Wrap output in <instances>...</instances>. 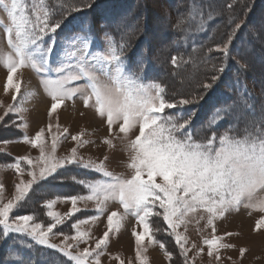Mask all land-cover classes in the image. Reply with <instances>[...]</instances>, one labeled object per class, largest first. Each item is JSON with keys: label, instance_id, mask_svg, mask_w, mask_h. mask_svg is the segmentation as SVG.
<instances>
[{"label": "snow or ice", "instance_id": "snow-or-ice-1", "mask_svg": "<svg viewBox=\"0 0 264 264\" xmlns=\"http://www.w3.org/2000/svg\"><path fill=\"white\" fill-rule=\"evenodd\" d=\"M237 2L243 6L244 15L254 6L251 0H233L229 9ZM101 8L97 0H0V26L6 35V46H0V64L7 70L4 91H13L14 102L0 116V126L28 127L26 102L36 92L30 87L22 91L23 81L17 77L21 69H32L51 98L47 128L39 129L34 137L23 134V142L38 149L39 156L24 155L14 158V163L0 165L14 169L19 176L11 198L5 199L0 184V248L4 250L0 264H102L110 233L119 232L128 216L135 217L142 226V231L133 233L139 264H147L144 256L147 249L142 246L146 238L164 250L171 264H177V258L182 264H195V257L189 253L197 245L192 243L189 247L188 236L179 231L182 225L190 223V217L202 213L197 223L206 219V226L215 232L214 222L241 206L264 213V103L258 112H248L252 105L245 99L244 86L237 79L240 92L235 100L213 104L210 120H200L198 115L204 107L201 101H205V95H214L222 83L220 77L226 70L230 46L245 21L230 18L231 30L215 48L207 49V53H221V63L211 62L206 54L204 64L206 67L210 64V68L197 81L198 88L177 97L169 94L161 83L143 82L144 58H128L126 44L118 45L112 39L111 29L119 33L123 21L109 24L106 12L101 15L99 28L93 21V13ZM85 9L92 12L86 16L73 14ZM260 26L264 28V20ZM97 33L108 38L106 52L89 50ZM123 39L121 35L120 40ZM52 57L59 63H50ZM181 60L173 56L170 63L180 67ZM246 67L243 63L239 65L240 71ZM76 99L106 121L110 133L115 132L104 144L115 147L114 139L123 143L130 160L127 164L130 175L108 171L107 156L97 162L81 155L79 149L90 143L84 138V131L73 135L67 127L61 129L58 123L51 122L66 101ZM241 122L243 127H238ZM46 132L51 134L50 146ZM69 136L76 147L67 155H58V145ZM72 166L101 172L111 179L89 182L88 178H79V185L87 194L66 197L71 202L67 214L53 211L57 200L47 199L43 207L50 219L46 223L39 222L35 213L24 214L34 186L43 191L42 182L62 177L60 170ZM25 174L30 179L25 180ZM72 179L75 182L77 177ZM79 202L85 205L94 202L91 220L76 217L77 213L89 211L78 207ZM113 202H118L122 210L110 211L107 230L95 240L94 246L89 244L92 233L82 230V226L95 223ZM73 217L75 221L67 223ZM62 225L74 230L75 235L65 234L64 228L54 231ZM255 228L256 231L264 228V217L256 222ZM157 233L174 238L178 252L169 251L157 239ZM57 235L63 236L60 243L53 242ZM221 240L222 237H214L204 241L210 249L208 256L217 262L221 259L220 249L232 247ZM81 244L88 246L81 249ZM34 246L43 251L37 255ZM203 251L200 248L197 254ZM240 251L243 256L247 249ZM113 259L125 264L118 256Z\"/></svg>", "mask_w": 264, "mask_h": 264}, {"label": "rangeland", "instance_id": "rangeland-1", "mask_svg": "<svg viewBox=\"0 0 264 264\" xmlns=\"http://www.w3.org/2000/svg\"><path fill=\"white\" fill-rule=\"evenodd\" d=\"M136 1V6L138 7V16L142 18L145 16L147 20L142 26L143 30H149V38L147 40V35L142 31L143 38L142 48L149 49V52L141 51L137 49L127 47L125 55L131 59H139L140 56L144 58L146 65V76L144 78L145 83L157 82L158 74L161 71L160 68V50H163L164 47H167L168 39L166 38V28L172 25L177 20L173 15V4L177 0H134ZM253 1V0H251ZM102 8L93 13V21L97 23V28H99V22L101 21V15L103 12L109 14L108 23L111 24L115 19H118L121 16V11L116 5H108L105 0H97ZM264 5V0H259L258 6ZM133 9V6L127 8L132 11V14L137 10ZM92 12V9H85L82 13H75L74 15H88ZM263 10L257 12L256 17L259 18L257 21L249 20V28L253 33L254 27L258 26L257 30L261 28V14ZM121 20V18H120ZM117 21V20H116ZM123 21V20H122ZM118 22H120L118 20ZM125 23V21H123ZM147 25V26H145ZM243 26L239 29L242 32ZM245 32V31H243ZM148 34V33H147ZM256 36V35H255ZM261 37V36H260ZM112 39L115 40L112 35ZM254 40V39H253ZM108 38L104 37L101 33L93 35L92 42L90 43V51H105L107 50ZM140 42V43H141ZM233 42V41H232ZM259 44H264V38L261 37L257 41ZM67 44V41L65 42ZM137 44V46L140 45ZM234 43L231 44L229 54L238 59V57L233 53ZM0 46H6V35L3 33L2 26H0ZM216 46V45H215ZM215 46L213 48H215ZM68 50L67 48L65 49ZM59 52V49H57ZM215 52V51H214ZM216 54L222 55L221 53L215 52ZM248 57L255 59L252 53L247 52ZM139 54V55H138ZM235 56V57H234ZM131 59L129 63H131ZM251 59V58H250ZM236 60V59H235ZM239 60V59H238ZM255 61V60H254ZM50 63L58 64L59 60L56 57L50 58ZM235 63V62H233ZM233 63H230L227 67L228 71ZM159 64V65H158ZM199 70L197 68L192 69L191 74L184 78L185 85H190L191 81L195 78ZM250 74H257L259 72L260 80L264 81L263 71L259 70L256 67L255 69L248 70ZM7 70L0 64V104L3 107H0V116L4 115L5 109L8 105L13 104L12 94L13 91L9 89L7 93L4 91L6 83ZM55 75V73H53ZM17 77L23 81L22 91L25 87H30L36 92V95L29 99L26 104L28 111L25 114L28 127L23 129L17 127L16 129H5L0 126V153L6 155L5 163H0V165H8L14 163V158L20 156L29 155L32 158L39 156V150L33 148L31 145L25 144L23 142V134L26 132L30 137H34L35 133L41 128H47L49 123L48 112L51 106V98L43 91V86L39 83L40 78L34 73L30 68L21 69L17 73ZM17 77H14V82ZM244 86L243 93L248 97L250 101H255L260 99L259 107H256L255 112H258L262 103H264V90L260 91L259 83L255 78H249L244 76L240 79ZM193 84V83H192ZM191 84V85H192ZM194 86V84L192 85ZM233 84L228 82V87L232 88ZM260 93H259V91ZM19 100V97L17 98ZM219 100L215 95L209 97L206 102L203 103L204 107L198 113L200 120H210L214 109L212 105ZM167 111V110H166ZM175 111V110H173ZM10 117H5L9 119ZM19 120V116L16 117ZM51 122L53 124H59L61 129L67 127L69 132L73 135L84 131L85 139L89 140L90 143L83 146L79 149V153L86 158H92L97 162H100L104 159L105 156L109 158L107 162V170L115 174L130 175V169H128L127 164L130 162L128 153L124 148L123 143L119 139H114L113 143L115 147L104 144L105 139H110L115 135V132L110 133L106 121L99 119L91 110L85 109L83 104L79 99L73 101H66L65 105L57 110V113L51 117ZM238 127H243V122H241ZM55 132L56 129L54 128ZM6 137L5 139H3ZM10 137V138H9ZM46 138L48 144H51V134L46 132ZM7 140L8 143H3ZM76 147V142L72 141L70 136L66 140H62L58 145V155H67L70 153L71 148ZM63 172L62 177H58L61 180L59 184L62 187L55 188V186H49L45 183L43 191L40 190L38 186H34V189L30 192L31 199L29 200L24 214H33L34 213L39 217V222H47L50 218L46 216L47 209L36 210L40 204H33L32 200L38 197H42L41 206L46 202L47 199H56L57 203L53 207V211H56L61 214H67L71 211V202L66 200V197H69L74 194H87L85 189L80 187L79 178H88L89 182H97L102 180L103 182H109L110 177H105L103 173L96 172L92 170H84L82 168H76L74 166L70 167L69 170H60ZM72 177H77L75 182ZM96 178V179H93ZM25 180L30 179V177L25 174ZM19 176L14 169H11L6 166H0V184L3 185L4 192L3 195L5 199L11 198L15 194V184L18 182ZM49 181H52L49 178ZM48 181V182H49ZM55 181V180H53ZM56 181H59L56 179ZM55 181V182H56ZM64 181V182H62ZM73 182V183H72ZM36 188V190H35ZM36 191V192H35ZM38 191V192H37ZM30 203L33 204L34 210L31 207ZM78 207L82 209L87 208L89 211H82L76 214V217L86 218L91 220L92 210H94V202H88L86 205L84 202H79ZM33 210V211H32ZM122 210L118 202H113L110 206V210L102 214L95 223H89L88 225L82 226V230H90L93 236V239L89 241V244L94 246L95 240L101 238L103 232L107 230V215L110 214V211H120ZM202 213H197L194 216L190 217V223L186 226L182 225L179 229L182 235H187L189 238V247L192 243L197 245L196 249L190 251L189 256L195 257V264H264V228L259 231H256L255 225L256 222L264 217V213L256 212L251 209H245L243 206L237 210H231L223 218L217 219L215 224V232H213L211 227L206 226V219L200 220L199 216ZM206 215V214H205ZM73 217V221H68L67 223H73L76 219ZM154 225L153 227H155ZM161 227H166V224L159 225ZM59 228H64L65 234L75 235L74 230L69 231L66 226H58V229L54 231H59ZM185 228L187 231H185ZM142 231V226L138 225L137 220L133 216H128L123 222V226L119 232L113 231L110 233L109 245L106 249V252L101 257L102 264H119V260L113 259V257H120L123 259L125 264H139V260L136 259V244L134 232ZM231 234V235H228ZM214 237H222L221 243H226L232 245L230 248L220 249V261L217 262L214 257L208 256L209 246L204 243L206 239H212ZM167 238V240H165ZM63 239L62 235H57L53 237V242L60 243ZM157 239L167 242V247L169 243L171 244L170 248L178 252V248L175 245L174 238L168 237L163 233H157ZM88 245L81 244L80 248L86 247ZM142 246L147 249L144 252V256L147 260V264H171L164 250L159 247L158 244H152L146 238L142 242ZM203 248L202 253H198V250ZM169 249V247H168ZM241 249H247L243 256H241ZM175 254V253H174ZM175 258V256H174ZM177 264H182V262L177 258Z\"/></svg>", "mask_w": 264, "mask_h": 264}, {"label": "trees", "instance_id": "trees-1", "mask_svg": "<svg viewBox=\"0 0 264 264\" xmlns=\"http://www.w3.org/2000/svg\"><path fill=\"white\" fill-rule=\"evenodd\" d=\"M105 2L108 5L118 6L121 11V20L118 18L113 22H118V20L125 21L119 33H117L115 29H111L118 45L123 42L127 47L129 45L131 50H139L141 48V51L149 52V49L142 48L141 42L143 34L144 36L145 34L147 35V40L149 38V30L145 31V28L143 30V25L147 20L145 19V16L142 18L138 16V5L136 6V1L105 0ZM232 2L233 0H177L173 4V15L177 22H174L172 28L170 26L166 28V38L168 39V42L167 47L160 50L161 63L158 65L160 66L161 71L157 77V82L161 83L169 94L179 97L181 94H186L189 91L198 88L197 81H199L206 74L208 68H210V64L207 67L204 64L206 54L211 62L216 63L217 65L221 63L222 55L216 54L214 51L212 53H207V49L209 47L213 48L220 43L221 39L231 30L233 25L229 22L230 18L243 19L245 21L243 24V31L245 32H240L238 30L233 39V53H235L239 60L234 56L235 60L231 54H228L226 70L230 63H235H233L228 71L225 70V73L221 75L220 80L222 83L214 95L221 101L235 100L240 92V88L235 81H237V79L240 81L244 76L252 79L255 78L259 83L260 91L264 90V81L258 79L259 72L253 75L248 72V70H256L257 67L259 70L263 71L264 74V44H259L257 42L261 37L264 38V28H259V30H257L258 26H256L252 33L248 25L250 19L253 21L259 19L256 17L259 10H263L261 20H264V5H260L259 7V0H253L251 2L254 6L247 15H244L243 6L239 2H237L231 10L229 9L228 5ZM130 6H133V9H136L137 7L135 13L132 14L131 10L133 9H127ZM190 17H194V19H191ZM142 31L145 32L142 34ZM121 35L124 37L123 41L120 40ZM139 43L140 45L137 46ZM247 52L252 53L256 58L252 59V57H250V59ZM173 56L182 58L180 67L171 65L170 61ZM242 63L247 65L246 70L244 71H240L239 68V65ZM194 68L199 70V73L197 72L195 78L191 81V84L193 83L194 86H192L193 84L185 85L184 78L189 76ZM228 82L233 84L232 88L228 87ZM214 95L211 93L206 94L205 101ZM243 95L245 99L250 101L244 93ZM205 101H201V104ZM260 102V99L257 100V102L250 101L252 107L247 109V111H255L256 107H259ZM5 138L6 137L3 139ZM6 158H8L6 155L0 153V163H5ZM57 180L59 181L55 180V182L52 180L45 184L55 186V188L62 187L59 184H63L61 183V180L63 179L57 178ZM40 200H42L41 196H36V198L32 200L33 204H40L35 207L36 210L44 208L41 206ZM32 203H30V208L34 210ZM0 230H2V226H0ZM165 240H167V238H165ZM167 242L168 241H165L164 243L167 245ZM170 246L171 244L169 243V251L176 253V251L171 249ZM42 251V249L34 246V252H36L37 255ZM3 255L4 250L0 248V257H3ZM70 264H73V262H70Z\"/></svg>", "mask_w": 264, "mask_h": 264}]
</instances>
